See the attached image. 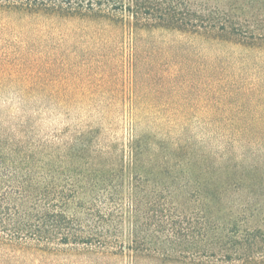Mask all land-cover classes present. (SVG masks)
I'll list each match as a JSON object with an SVG mask.
<instances>
[{
  "label": "rangeland",
  "instance_id": "obj_1",
  "mask_svg": "<svg viewBox=\"0 0 264 264\" xmlns=\"http://www.w3.org/2000/svg\"><path fill=\"white\" fill-rule=\"evenodd\" d=\"M243 19L253 31L264 26V11L258 19ZM149 38L162 61L151 72L145 67L137 73L131 70L128 40L86 38L74 25L0 10L3 182L8 166L23 168L25 156L46 177L47 157L58 152L66 154L65 164L56 165L59 182H227L219 215L238 219L241 233H264V48L209 45L178 33ZM193 73L231 77L207 88L193 86ZM138 105L133 112L131 106ZM216 122L217 129L210 126ZM150 133L170 146L173 160L168 167L144 163V170L132 169L129 143ZM234 137L262 146H236L237 167L224 174L223 160L216 159ZM150 149V156L158 152ZM204 151L210 161L199 159L193 166ZM243 154L255 158L252 167L240 164ZM178 161L190 168L176 167ZM24 257L23 264L69 263L41 253Z\"/></svg>",
  "mask_w": 264,
  "mask_h": 264
},
{
  "label": "trees",
  "instance_id": "obj_2",
  "mask_svg": "<svg viewBox=\"0 0 264 264\" xmlns=\"http://www.w3.org/2000/svg\"><path fill=\"white\" fill-rule=\"evenodd\" d=\"M242 1L247 5L241 6V0L236 5L226 0H0V10L74 25L86 38L128 40L131 70L140 73L162 61L149 44L156 35L178 33L209 45L263 49L264 26L251 31L243 18L258 19L264 0ZM194 75L193 86L207 88L231 77ZM139 108L131 106L133 112ZM153 137L130 141L129 167L170 166V146ZM238 145L262 146L232 138L216 159L223 160L224 174L237 167L233 153ZM152 147L158 152L150 156ZM210 156L198 152L193 166L199 159L208 163ZM23 158V168L8 166V182H3L6 163L0 156V264H23L27 254L40 253L68 264H117L120 257L127 264H264V233H241L238 219L220 216L227 182H59L56 165L65 164L66 154L47 157L46 177L31 169L30 156ZM254 160L243 154L240 164L252 167Z\"/></svg>",
  "mask_w": 264,
  "mask_h": 264
}]
</instances>
